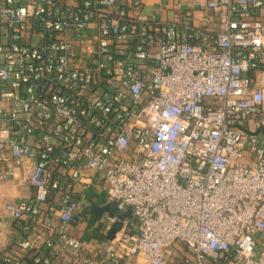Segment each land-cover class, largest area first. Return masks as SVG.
I'll use <instances>...</instances> for the list:
<instances>
[{
	"label": "built area",
	"instance_id": "obj_1",
	"mask_svg": "<svg viewBox=\"0 0 264 264\" xmlns=\"http://www.w3.org/2000/svg\"><path fill=\"white\" fill-rule=\"evenodd\" d=\"M167 6L0 0V181L33 189L2 211L37 225L4 263L97 264L60 226L95 173L135 220L110 264H264V0H207L215 34Z\"/></svg>",
	"mask_w": 264,
	"mask_h": 264
},
{
	"label": "crops",
	"instance_id": "obj_2",
	"mask_svg": "<svg viewBox=\"0 0 264 264\" xmlns=\"http://www.w3.org/2000/svg\"><path fill=\"white\" fill-rule=\"evenodd\" d=\"M179 1L182 3L181 9L177 11L172 8L173 0H164L168 6L162 14L163 19L181 21L183 24L193 25L197 30L202 29L215 34L218 18L213 12L204 9V3L207 0ZM154 7V2L151 1L146 10L149 12ZM190 7L192 10H189ZM90 176V179L87 180L90 183L89 186L77 183L73 188V194L81 202L82 210L69 224H60V226L70 236L84 242L85 250L82 258H92L97 264H110L106 259L103 246L110 240L108 238L110 230L117 219L102 209L106 206L113 209H118V207L117 203L108 200L106 194L101 190L100 177L95 173ZM27 179L28 172L23 174L21 170H17L9 180L0 181V264H6L2 260L5 253H9L18 242L29 238L32 234V232H25L23 227L28 224L33 231L37 227L29 216H24L19 221H13L2 211L4 204L19 202L32 196L33 189ZM93 208L97 213H100V216L92 213ZM118 211L120 210L118 209ZM126 211H120V213L124 215ZM124 221L120 231L127 230L134 233L135 220L131 218ZM133 263L134 260L121 257V264Z\"/></svg>",
	"mask_w": 264,
	"mask_h": 264
},
{
	"label": "water",
	"instance_id": "obj_3",
	"mask_svg": "<svg viewBox=\"0 0 264 264\" xmlns=\"http://www.w3.org/2000/svg\"><path fill=\"white\" fill-rule=\"evenodd\" d=\"M102 211L109 212L113 218L117 219L115 221V223L113 224L111 230H110V234H109V237H108L110 240L114 238L115 234L119 230H121L122 223H123L124 220L133 218V214H132V209L131 208L127 209V211L125 212L124 215H122L120 213V211H118L117 208L113 209L110 206H106L105 208L102 209ZM92 213L95 214L96 216H100V213H97L95 208H93Z\"/></svg>",
	"mask_w": 264,
	"mask_h": 264
}]
</instances>
